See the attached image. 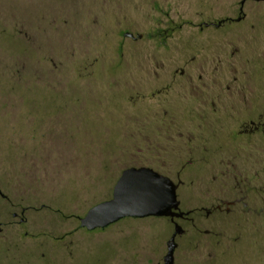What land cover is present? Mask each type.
<instances>
[{
  "label": "rangeland",
  "instance_id": "1",
  "mask_svg": "<svg viewBox=\"0 0 264 264\" xmlns=\"http://www.w3.org/2000/svg\"><path fill=\"white\" fill-rule=\"evenodd\" d=\"M239 6L240 0H0V264H152L166 255V220L125 218L87 231L78 230V219L112 197L131 147L128 117L152 109L150 101L131 99L123 68L158 53L178 63L211 58L213 67L226 49L252 56L264 3L248 2L241 23L201 31L203 23L237 17ZM126 32L144 37L134 41ZM193 253L176 264L216 262Z\"/></svg>",
  "mask_w": 264,
  "mask_h": 264
},
{
  "label": "flooded vegetation",
  "instance_id": "2",
  "mask_svg": "<svg viewBox=\"0 0 264 264\" xmlns=\"http://www.w3.org/2000/svg\"><path fill=\"white\" fill-rule=\"evenodd\" d=\"M248 2L264 0H240L237 17L203 23L201 31L243 22ZM174 32L165 30L156 37ZM124 36L134 41L144 37L131 32ZM251 43L252 56L238 55L240 48L226 49L215 57V67L211 58L193 56L178 63L164 61L158 53L123 68L124 82L134 91L131 99L150 101L152 109L128 117L131 151L121 174L147 167L176 185L179 206L172 214L145 217L166 220L172 227L173 264L188 252L216 257L212 264H264V30ZM118 71L115 80L121 76ZM182 197L189 203L183 204ZM81 218L78 230H87ZM24 221L20 217L19 223ZM164 257L152 264H164Z\"/></svg>",
  "mask_w": 264,
  "mask_h": 264
},
{
  "label": "water",
  "instance_id": "3",
  "mask_svg": "<svg viewBox=\"0 0 264 264\" xmlns=\"http://www.w3.org/2000/svg\"><path fill=\"white\" fill-rule=\"evenodd\" d=\"M178 206L176 185L171 180L147 167L128 168L118 179L112 197L90 208L81 218V226L104 229L125 218L168 216ZM174 249L172 237L167 242L164 264L174 263Z\"/></svg>",
  "mask_w": 264,
  "mask_h": 264
}]
</instances>
